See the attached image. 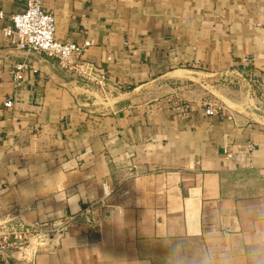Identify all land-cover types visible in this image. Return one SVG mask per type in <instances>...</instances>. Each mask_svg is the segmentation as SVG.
Listing matches in <instances>:
<instances>
[{"label":"crops","instance_id":"crops-1","mask_svg":"<svg viewBox=\"0 0 264 264\" xmlns=\"http://www.w3.org/2000/svg\"><path fill=\"white\" fill-rule=\"evenodd\" d=\"M45 8L59 42L91 43L80 61L90 77L0 34V222L72 220L35 264H264V114L209 85L245 56L264 62V0ZM0 9L22 12L24 0ZM176 100L194 111L175 115Z\"/></svg>","mask_w":264,"mask_h":264},{"label":"built area","instance_id":"built-area-1","mask_svg":"<svg viewBox=\"0 0 264 264\" xmlns=\"http://www.w3.org/2000/svg\"><path fill=\"white\" fill-rule=\"evenodd\" d=\"M46 1L24 0V10L10 15H5L0 9V34L20 50L52 57L66 72H76L82 78H89L81 69L80 61L91 43L85 41L82 45H77L59 42L55 38L56 20L45 8ZM107 60L110 61V58ZM25 70V64H16L11 71L13 80L21 81ZM215 76V81L226 86L244 87L249 98L264 99V62L256 64L253 57L245 56L240 59L238 67L216 73ZM95 78L93 80L97 82L99 91L104 94L107 75L101 71ZM113 88L119 90L120 86L115 84ZM11 105L10 100L4 103L7 108ZM201 107L206 116L215 115L218 109L215 104L210 103L202 104ZM193 111L194 107L187 100H176L173 105V112L177 116L186 117ZM254 149L253 144H248L245 152L251 154ZM224 154L230 158L233 151L225 149ZM102 191L107 195L105 186H102ZM71 221L68 218L30 226L10 220L0 222V264H10V261L14 264H35L37 255L51 245L54 238L61 239Z\"/></svg>","mask_w":264,"mask_h":264},{"label":"rangeland","instance_id":"rangeland-1","mask_svg":"<svg viewBox=\"0 0 264 264\" xmlns=\"http://www.w3.org/2000/svg\"><path fill=\"white\" fill-rule=\"evenodd\" d=\"M209 85L210 86H219V87H226V88H231V89H234V90H236V91H239L240 93H242L243 94V97L244 98H247V100H254V101H256L257 103H255L254 105H252V107L253 108H255V111H257V112H260L262 115L264 114V99H262V98H259V100L258 99H255V98H249V97H247V95H246V90H245V88L243 87H241V88H238V87H236V86H226V85H224V84H222V83H220V82H218V81H213L212 83H209ZM210 92V91H209ZM211 93V92H210ZM212 94V93H211ZM175 103V102H174ZM210 104H214L212 101H211V103ZM16 257V256H15ZM14 257V258H15ZM10 264H14V262L12 263V261H10L9 262Z\"/></svg>","mask_w":264,"mask_h":264}]
</instances>
